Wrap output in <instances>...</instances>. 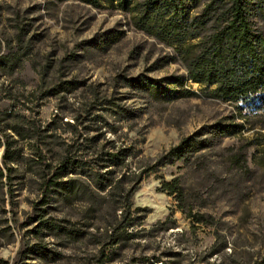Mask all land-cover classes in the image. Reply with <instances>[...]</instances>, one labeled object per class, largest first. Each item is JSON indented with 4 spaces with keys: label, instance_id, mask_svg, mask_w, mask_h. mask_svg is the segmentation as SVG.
<instances>
[{
    "label": "trees",
    "instance_id": "obj_1",
    "mask_svg": "<svg viewBox=\"0 0 264 264\" xmlns=\"http://www.w3.org/2000/svg\"><path fill=\"white\" fill-rule=\"evenodd\" d=\"M67 1L46 0L49 5ZM78 1L119 11L126 17L125 25L161 45L162 53L151 64V69L177 62L185 72L162 77L148 72L136 76L120 73L115 77L112 92H109L110 88L100 90L98 84H86L70 73L85 53H92L95 48L106 49L122 39L126 35L123 27L106 30L95 38L82 41L79 49L62 57L58 64L51 60L43 65L40 69L43 82L53 75L52 69H56L55 76L64 67L68 70L51 86H41L45 95H58L60 100L67 101V94L79 89L91 95L88 100L95 101V105H86L80 112H70L72 121L64 119L66 111L48 123L16 108L0 113V148L3 147L0 158V247L17 239L13 225L16 197L27 188L37 193V197L32 200L33 211L27 215L24 224H33L27 231L41 237L37 241L23 242L14 261L0 255V264H46L59 260L61 252L44 241L46 235L64 244L67 238H84L93 233L71 227L67 224L70 219L54 214L78 201L86 205L87 225H96V232L103 228L105 235V239L95 241L98 250L90 258L93 264L118 262L121 259L119 250L136 237L138 230L135 227L142 225L146 216L143 211L147 208L135 206L133 201L142 180L178 159L190 162L196 151L214 144L213 136H242L245 130H254L255 147L264 166V0ZM20 15L18 12L16 19L11 20L15 22L12 24L14 34L4 37L9 50L0 54V71L7 74L19 71L25 57L33 54L36 35L31 34L32 23L18 20ZM2 46L0 42V49ZM59 65L61 68L57 70ZM189 80L198 83L200 90L187 84ZM122 86L131 88L135 96L149 102L206 96L230 103L233 110L209 126L210 136L191 134L158 156L143 158L135 145H119L115 139L107 138L103 129L106 113L115 118L114 129L139 114V109L122 102L123 94L118 95ZM34 95L36 92L32 98ZM31 107L27 105V109ZM92 129L96 133L90 135ZM63 131L71 132L72 136H66ZM102 138L105 142L101 144ZM246 147L248 145L233 151L232 161L241 170L250 172ZM135 155L138 160L133 165L131 157ZM158 177L162 178L160 189L174 195L180 209L194 222L214 221L213 216L196 211L189 204L181 175L171 179L162 174ZM142 257L150 260L148 255ZM136 259L131 264H136Z\"/></svg>",
    "mask_w": 264,
    "mask_h": 264
},
{
    "label": "rangeland",
    "instance_id": "obj_2",
    "mask_svg": "<svg viewBox=\"0 0 264 264\" xmlns=\"http://www.w3.org/2000/svg\"><path fill=\"white\" fill-rule=\"evenodd\" d=\"M18 12L21 13L18 20L32 23L31 34L36 35V39L33 54L25 57L19 71L15 74L0 71V113L16 108L48 123L64 115L65 111L68 113L64 119L72 121V112H80L86 105L94 106L95 101L88 100L91 95L79 89L68 93L67 101L60 100L58 95H45L41 86H51L68 70L64 67L55 76L56 69H52L53 75L43 82L40 69L51 60L58 64L62 57L79 49L82 41L112 28L123 27L126 35L106 49L95 48L92 53H85L70 72L72 75L86 84L100 85V90L110 88L109 92H112L115 77L120 73L136 76L148 72L162 77L185 72L177 62L151 69V64L162 53L161 45L125 25L126 17L119 11L96 8L78 0L56 5H49L46 0H0V42L3 45L0 54L9 50L4 37L14 34L12 24L15 22L11 20L16 19ZM60 68L59 65L57 70ZM187 84L200 90L198 83L189 80ZM33 92L36 95L32 98ZM134 92L122 86L118 95L123 94V103L139 109L138 116L114 129L115 118L106 113L103 129L106 137L115 139L119 145H135L143 158L156 157L191 134L210 136L209 126L233 110L230 103L206 96L149 102L135 96ZM28 104L32 106L30 110L27 109ZM95 133L92 129L90 135ZM64 134L72 136L71 132ZM213 139L214 144L196 151L190 162L178 159L161 166L157 173L151 172L142 180L133 201L135 206L147 208L143 211L146 216L142 225L135 227L138 230L136 237L119 250V263L113 264H131L134 258H137L136 264H151L153 261V264H264V166L255 147L254 130H245L242 136H213ZM99 142L104 143L105 138ZM246 145L250 172L241 170L232 161V152ZM2 153L3 147L0 148V158ZM136 156L131 157L133 165L138 160ZM158 174L166 179L181 175L189 204L194 206V210L213 216L214 221L194 222L180 209L174 195L160 189L162 178ZM36 197L37 193L29 188L23 189L16 197L13 225L17 239L0 247V255L11 261H14L23 242L41 238L27 231L33 224H24L27 215L33 211L32 200ZM85 209L86 205L78 201L70 208L57 213L54 211L60 218L70 219L67 224L71 227L93 233L84 238H67L64 244L46 235L44 241L61 252L59 260L46 264H93L90 258L98 250L95 241L105 239V235L103 228L96 232V225H87ZM143 255H148L150 260L143 259Z\"/></svg>",
    "mask_w": 264,
    "mask_h": 264
}]
</instances>
